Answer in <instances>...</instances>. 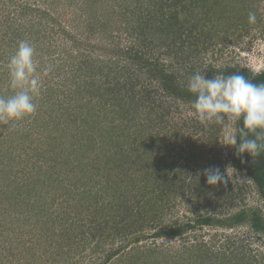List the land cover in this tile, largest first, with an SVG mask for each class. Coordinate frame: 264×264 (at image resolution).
<instances>
[{"label": "trees", "instance_id": "1", "mask_svg": "<svg viewBox=\"0 0 264 264\" xmlns=\"http://www.w3.org/2000/svg\"><path fill=\"white\" fill-rule=\"evenodd\" d=\"M8 1L14 8L17 7L18 13L11 18L6 10V1H0V6L3 7L2 10L0 8V13L2 18H5L2 24L0 23L2 55H11L21 40L31 41L37 52L44 51V54L49 56L58 51L63 53V49L55 48L51 41L56 32L69 36L64 32L59 18L64 17L66 21L69 14L73 15L74 2L65 5L66 0L57 2L52 0L47 4L52 5L54 10L47 11L36 9L34 5ZM102 2L104 1L88 0L76 12L77 14L87 12L90 18L88 24L80 26L84 30H80L83 32L87 29L91 34L106 38L112 43L110 50L100 45L99 41L90 42L88 43L90 49L101 58L92 59L85 55L86 58L83 59L84 56L81 54L80 64L72 65V68L68 69L65 64L58 66L56 63L51 72H64L67 75L65 83L62 84L63 87L68 85L65 87L68 88L70 100L82 101L85 97H91L95 99V104L90 106L85 114L81 109L78 110L79 114L71 115L74 116V120H80L79 126L62 124L58 117L51 118L49 115L53 123L48 128L51 134H48L44 127L42 134L45 141L40 145L41 147L45 145V170L34 169V172L28 173L25 181L15 187H11V183L16 184L15 177L10 173L12 169L0 173V181L7 180L9 182L7 188L11 187L9 192L7 190L0 192V202L6 201L13 209L28 212L26 215L29 217L26 218L31 228L27 231H31L32 228L37 229L36 223L32 222L29 215L35 207L33 198L37 193H34L33 188L36 185L47 193L48 190H60V185H63L66 177L70 175L75 179L95 175L99 177L97 184L103 180V185L93 193L92 189L80 192L95 203L93 206H86L87 209L101 211L105 207L102 210L103 233H99L100 241L96 243L95 250L100 249L103 238L110 240L112 244L120 240L117 248L111 247L104 252L105 262L116 258V261L110 264H169L171 262L167 260H172V256L166 254L159 259L161 253L156 252L154 248H141L139 243L148 236L157 239L165 236L176 237L201 226L233 228L247 224L253 237L262 241L261 251L258 249L254 253L251 248L246 251L244 246L238 244L235 250L229 252L220 250L213 253L207 244L200 241L190 244L186 249L190 252V261L193 264H205V261L207 264H214L215 261L219 264H264V219L258 210H240L224 220L200 217L195 219L193 224L175 223L168 229L167 227L158 229L156 226L161 218L160 214L166 210L170 196L188 192L190 188L189 192H193L192 187L186 188L185 180L191 181L195 189L201 191L199 193L195 190L197 197L206 194V188H201V183L206 178L204 172L209 168L214 169L213 166L220 163L216 157V160L212 161L211 158H207V154L215 150L217 134L215 129L218 128L214 123L207 124L206 129V143L211 145L210 150L206 151L203 147L196 151L193 149L194 145H190V150L185 151L190 157L188 163L181 160V150L175 154L158 151L155 154L157 144L154 141V134L157 127L164 134L165 142L177 139L175 132L172 134L164 126L160 128L171 112L169 102L191 106L195 99L187 90V81L174 71V67L160 63V57L162 54L170 57L172 52L177 53L176 51L184 49L187 53L206 51L209 44L216 42L219 36L216 21L220 20V16H226L224 19L228 22L232 20L227 13L229 11L223 7L232 4L233 0H228L227 4L226 0H147L146 7L140 4L126 17L120 12L100 11L96 6H101L99 3ZM74 16L77 18V15ZM82 23L84 24L85 20L77 18L76 24ZM77 25L74 27L78 29ZM123 33L128 34L126 38L128 43L125 46L119 40ZM227 33L228 29L225 30L226 36ZM70 38L76 47L87 46L77 39L74 41L73 36ZM158 46H166L167 50L164 53L156 52ZM56 67L58 69H54ZM217 74L225 76L241 74L255 84H264V70L254 74L235 66L219 70L210 66L206 72L208 78ZM112 75H115V79L110 78ZM69 86L74 87L71 89ZM138 86L141 88L139 91ZM50 90L52 88L46 91ZM44 93L43 90L41 96ZM55 94L53 92L44 95L45 101L49 104L47 109L50 110L47 116L58 110V105H63L61 103L63 100ZM36 101L43 104L39 99ZM38 108L42 109V105ZM142 113H146L143 118L148 125H144L143 128ZM235 126V129L240 128L242 122H235ZM36 127L38 129L39 126ZM248 138L254 136L250 134ZM229 160V166L234 171L242 173L253 183L264 203V151L257 157H251L247 153L238 154L232 147ZM162 163L167 165L162 166ZM189 168L193 169L192 173ZM168 169L175 171L174 174ZM169 173L171 179L168 178ZM39 196L40 194H37V197ZM103 198H107V201ZM200 198L203 200V197ZM96 204L103 207L98 210ZM204 205L207 209L208 203ZM45 223L44 220L40 227L43 231H47L45 228H48L43 225ZM93 229L97 230V227L93 226ZM147 229L148 231H145ZM92 232L90 233L94 240L96 232ZM148 233L149 235H146ZM102 234L105 237H101ZM226 240L229 244L230 239ZM48 252V248L43 251L45 255H49ZM60 257L63 260L70 259L69 254Z\"/></svg>", "mask_w": 264, "mask_h": 264}, {"label": "rangeland", "instance_id": "2", "mask_svg": "<svg viewBox=\"0 0 264 264\" xmlns=\"http://www.w3.org/2000/svg\"><path fill=\"white\" fill-rule=\"evenodd\" d=\"M0 1H6V10L10 13L9 16L11 18H13V15H16V12L18 13L17 7L15 6L14 8L11 2L8 0ZM14 1H18L19 4L34 5L36 9L47 11L54 10L52 5L47 4V2H51L52 0ZM57 1L58 0H54V2ZM87 1L88 0L65 1V5L74 2L72 8L74 13L73 15L69 14V21H65L64 17L59 18L64 32L68 33L69 36L65 33L56 32L51 41L54 43L55 48L59 47V50L63 49V53L58 51L57 53H53L52 56H49L44 54V51L39 50L37 52V58L42 65L45 63H51L52 65L58 63V66L65 64L69 69L72 68V65L82 62L80 59L81 54L84 56L83 59L86 58L85 55L92 59H95V57L101 58L96 56L97 54L93 49H90L88 45L90 42L99 41L100 45L110 50L112 43L109 40L101 35L97 36V34H91L87 32V29L83 32L80 30L83 29L80 26L83 27L88 24L90 18H88L89 14L87 12L77 14L76 10L83 7ZM102 1L104 2L99 3L101 6H96L100 11L120 12L123 13L125 17L128 16L131 11L136 10L140 4L144 7L147 6V0ZM227 1L228 0L225 2L226 4ZM219 7L221 6H218V8ZM0 8L1 10L3 9L2 6H0ZM223 8L229 11L227 13L231 16L232 20L228 22L224 19L226 16L222 17L219 15L220 20L216 21L219 36H217L216 42H211V44H209L206 51L200 52L198 50V52L187 53L184 49L183 51H176L177 53L172 52L170 57L166 54H162L159 62L174 67V71L177 72L181 78L183 77L184 81H187L191 75L196 72L206 75L210 66L215 67L217 70L235 66L248 70L254 74L263 71L264 0H233L232 4L224 5ZM249 12L256 13L255 24L248 23ZM74 15H77L78 19H84L85 23H82L83 25H77V18ZM2 17V13H0L1 24L5 20V18ZM76 25L77 27L79 26L78 29L74 27ZM228 27H230V29ZM226 29H228L227 36L225 35ZM70 36H73L74 41L77 39L87 46H83L82 48L76 47L72 39H69ZM127 36L128 34L126 33L119 36V40H121L123 46L128 43L126 39ZM166 50V46H158L155 51L164 53ZM2 54L0 50V96L7 97L12 94V90L8 87L6 68L7 60L10 55ZM54 69H58V67ZM66 78L67 75H65L64 72H54L44 78L43 90L45 93L38 98L43 101V104H40V102L37 103L36 101L38 106L42 105V109L37 108V112L33 117L20 122L0 124V173L3 174V172L12 169L10 173L12 177H15L14 181L16 184L11 183V187H15L25 181V177L29 172H34V169L45 170L46 150L45 145L42 147L40 145L45 141L42 134L43 128L46 127L47 133L51 134V130H48L49 126L53 125L50 117H58L62 124L66 123L70 126L76 124L79 126L81 124L80 120H74V116L71 115L76 113L79 114L81 109L83 114H85L90 109V106L95 104V99L91 97H85L82 101L70 100L68 88L66 89L65 87H68V85L63 87L62 84L65 83L64 81ZM110 78L115 79V75L110 76ZM73 87L74 86H69L71 89ZM50 88H52V90L46 91ZM137 89L139 91L141 89L140 86H138ZM53 92L56 93V96H60V99L63 100V102H61L63 105H58V110L51 112L47 116V112L50 110L47 109V105L49 104L45 101L46 96L44 95L52 94ZM169 104L171 112L165 124L160 125V128L162 129V126H164L172 134L175 132L177 134L175 136L177 139L165 142L164 134H162L161 130L157 127L154 134V141L157 144L155 154H157V151L175 154V152L178 153V150H181V160L187 161L188 163V158L190 157H188L189 154L185 153V151L190 150V145H194L193 149L196 151L201 150L200 148L203 147L206 151H209L211 148V145L206 143L207 124H201L194 114L192 107L188 104H173L171 102H169ZM145 115L146 113L141 114L142 128L144 125L148 126L145 122L146 119L143 118ZM36 119H38V121H36ZM36 126H39L38 129ZM217 128L218 129H215L217 130L216 141L214 143L215 150L210 154L208 153L207 158H211V161L216 159L220 160V163L215 164L213 168L220 170L221 174L225 176L226 182L218 183L216 186H210L207 184L205 178L201 183V188H206L207 196H205L206 194L204 193L197 197L195 195L196 189L194 185H192L193 183L189 180H185L186 188L192 187L193 192H189L190 188L188 192L184 191L182 194L178 193L168 198L166 210L160 214L161 218L156 224L158 229H163L165 227L168 229L175 223L193 224L194 220L200 217H215L216 219L224 220L229 216L235 215L240 210L250 209L258 210L264 219V203L259 197L255 186L245 175L234 171L229 166L232 147L228 146V144L230 143L232 130L236 128L235 122L225 117L223 123L217 124ZM166 165L167 164L162 163V166ZM182 165L184 164L182 163ZM168 171L172 170L168 169ZM189 171L192 173L193 169L189 168ZM174 172L175 171H172V174H174ZM93 177L90 176L85 178L80 176V178L77 177L75 179L73 175H70L66 177V182L60 185V190H48L47 193L44 192L45 190L41 191V187L36 185L33 191L34 193L40 194V196L37 197L36 194L33 198V205L35 207L32 210L29 208L31 210L29 215L32 222L34 224L36 223L37 229L34 228L33 230L32 228L31 231H27L31 228L28 226L30 224L27 219L29 216L26 215L28 212L23 213L20 211L21 209L15 210L12 208V205H8L6 201H1L0 264H110L115 262L116 258L105 262L104 252L108 251L111 247L114 249L117 248L120 240H116L112 244L110 240L103 238L100 249L95 250L96 243L100 241L99 233H103L102 210L105 207L101 211H96L92 208L87 209L86 206H93L95 203L91 202L93 200L86 194H80V192H86L90 189H92L93 193V191L95 192L100 188V185H103V180L100 184H97L99 177L95 175ZM168 178L171 179V173L168 174ZM8 183L7 180L1 179L0 192H4L5 190L9 192L11 190V187L7 188ZM197 192L201 193V191ZM200 197H203V200ZM103 200L107 201V198H103ZM208 200L209 202H207ZM206 203H208L207 209L204 205ZM102 207L103 205L96 204L98 210ZM23 220H25L24 223ZM44 220L46 223L43 225L49 228H45L47 231L40 229ZM93 226H96L99 231L93 229ZM81 227H83L82 230ZM145 231H148V229ZM90 232H96V238H94V240H92L93 235ZM146 235H149V233ZM101 237L105 236L102 234ZM226 239H230L229 244H227ZM239 240H243V242H238ZM200 241L207 244L213 253L220 250H225L226 252L235 250L238 244L244 246L246 251L251 248L254 253L255 250L258 249L261 251L263 247L262 241L253 237L247 224H241L233 228L201 226L196 229L187 230L186 233L180 236H165L161 239L148 236L147 239L139 243V246L141 248H154L156 252L162 254L159 259H162V256L166 254L172 256V260H167L171 262L169 264H172L173 261L175 264H193L190 261V252H187L186 249L190 244L195 242L199 243ZM47 248L49 255L43 253ZM128 250L129 249H127V251ZM68 254L70 255V259L66 258L68 260H63L62 257H60ZM204 263L207 264L208 262L205 261ZM214 264L219 263L215 261Z\"/></svg>", "mask_w": 264, "mask_h": 264}, {"label": "clouds", "instance_id": "3", "mask_svg": "<svg viewBox=\"0 0 264 264\" xmlns=\"http://www.w3.org/2000/svg\"><path fill=\"white\" fill-rule=\"evenodd\" d=\"M248 23H256L255 12H249ZM37 56L34 43L21 40L8 57V87L12 94L0 96V124L20 122L36 114L43 80L53 71L51 63L42 65ZM186 87L195 97L191 107L201 124H220L225 117L242 122L240 128L232 130L228 146L251 157L264 151V84H255L241 74L208 78L196 72L187 80ZM250 134L254 138L249 139ZM204 175L210 186L226 182L219 169H206Z\"/></svg>", "mask_w": 264, "mask_h": 264}]
</instances>
